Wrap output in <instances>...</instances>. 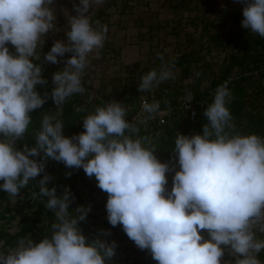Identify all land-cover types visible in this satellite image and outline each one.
I'll list each match as a JSON object with an SVG mask.
<instances>
[{
  "label": "clouds",
  "instance_id": "9594fccd",
  "mask_svg": "<svg viewBox=\"0 0 264 264\" xmlns=\"http://www.w3.org/2000/svg\"><path fill=\"white\" fill-rule=\"evenodd\" d=\"M102 0H79L74 16L67 17L66 40H56L45 61L56 63L57 56L72 53L64 66L52 74L51 99L60 109L66 98L83 93L81 76L86 56L102 47L107 26L95 27L87 13ZM53 0H0V190L16 197L21 188L43 172L45 158L63 162L66 167H82L106 191L107 221L118 222L127 237L140 249L147 248L157 264H221L225 246L234 261L224 264H261L257 254L264 249V137L232 132L226 103L231 96L227 81L217 86L212 101L204 108L201 134H177L173 151L179 170L172 176L166 193L168 166L146 147L147 137L137 136L139 126L159 114V102L144 101L141 114L132 122L126 109L111 101L97 106L82 119L83 132L62 135L63 123L43 115L33 146L14 147L31 118V110L47 99L35 90L45 84L41 67L34 64L43 36L53 30ZM241 26L264 37V0H243ZM10 42L15 55L6 47ZM159 71L143 74L137 84L148 91L172 76V63L161 54ZM144 142V143H142ZM40 156L37 161L30 157ZM44 174L36 182L33 199L46 198L53 211L51 234L39 242L20 238L14 248L0 251V264H106L115 242L86 243L77 227L79 216L69 215L70 193L60 195L47 186ZM166 193V194H165ZM208 232L202 239L199 230Z\"/></svg>",
  "mask_w": 264,
  "mask_h": 264
},
{
  "label": "rangeland",
  "instance_id": "374dc122",
  "mask_svg": "<svg viewBox=\"0 0 264 264\" xmlns=\"http://www.w3.org/2000/svg\"><path fill=\"white\" fill-rule=\"evenodd\" d=\"M78 3L79 0H53L49 5L55 15L53 30L44 34L36 57L39 54L44 56L54 41L66 40L67 17L76 14L73 4ZM240 4L241 0H102L92 5L87 13L90 23L95 27V22L99 21L107 26V31L102 47L87 54L81 76V84L86 92L81 102L87 106L88 114L94 111L95 106H103L113 100L121 104H128L132 97L153 100L150 96L157 98L158 92L164 88L170 90L174 103L177 100L196 99L228 64V54L239 50L238 23L233 20V13L240 8ZM158 53L165 62L171 61V78L148 91L138 90L137 84L143 74L152 69L159 71L161 59ZM71 54L66 52L63 57L57 56L60 64L55 66L62 68ZM260 68H253L246 75L253 80L257 78L264 88V63ZM254 90L251 84L246 86L247 93ZM247 110H250L249 106ZM256 110L264 115L263 94L256 101ZM60 113L61 106L59 110L56 106L54 114L47 115L56 117ZM166 164L168 170L165 177L168 178L177 163L169 159ZM81 193L83 205L98 216L96 221L99 227L103 219L101 210L91 205L85 190H81ZM21 202V196L9 197L1 203L0 209L7 205L12 213ZM30 210L25 205L13 220L6 222L1 219L0 226L4 232L14 233L20 218ZM7 216L8 213H5L4 217ZM221 247L225 248L220 258L221 264L234 261L228 249L223 245ZM0 251L7 252L1 242ZM261 264H264V260Z\"/></svg>",
  "mask_w": 264,
  "mask_h": 264
},
{
  "label": "trees",
  "instance_id": "16d2710c",
  "mask_svg": "<svg viewBox=\"0 0 264 264\" xmlns=\"http://www.w3.org/2000/svg\"><path fill=\"white\" fill-rule=\"evenodd\" d=\"M243 6V0H241L240 8L233 13V20L238 23L236 28L238 31V40H240L239 50L235 53L228 54V64L222 69L221 73L215 79L211 80L207 89L202 90L198 97L193 99V104L200 101L202 102V107L196 106L189 112H177V120L174 117L156 136L148 137L147 132L140 129L136 133L137 136L148 138L145 146L154 149L153 155L159 162L166 164L169 159H174L177 163L176 153L173 151V148L174 140L178 133L188 136L202 133L203 124L207 123L206 118L203 116V110L207 103L212 101L217 86L224 81L228 82L227 88L231 96L230 101L226 103L233 125L231 131L241 135L256 134L264 137V115L256 110V101L260 95L263 94L264 96V88L257 78L253 80V78L246 75L253 68L260 69L264 63V37L241 26ZM6 47L10 54H16L15 48L10 42H6ZM43 57V55L39 54L37 58L30 59H32L34 64H38L41 67V76L45 80V84L36 85L35 90L41 96L47 95V99H45V102L39 108L30 111L29 116L31 121L25 134L14 141V147L16 149L22 150L24 145L28 147L33 146L35 143L33 136L39 130L41 117L49 113L53 115L56 110V105L52 101L50 93L54 87L52 74L60 68L53 64L47 65ZM176 60L179 61L180 58ZM250 66L252 68H249ZM261 75L263 74L261 73ZM249 84L254 86L255 90L247 93L246 86ZM85 94V91L83 93H74L67 97L61 106V113L56 118L63 123L62 135L71 137L84 131L82 119L89 112L87 106L81 102ZM247 106L250 107V110H247ZM0 138L3 137L0 136ZM30 158L37 161L40 160L39 155ZM177 170H179L178 163L176 168H174L173 174L166 178L164 185L167 189L166 193L171 190L172 176ZM44 174L50 177L46 182L47 186L50 188L54 187L57 195L62 194L65 188L69 191L68 209L70 216L75 214L79 216L78 209L86 210L84 218L77 220V227L85 237L86 243L96 240L115 242L113 255L110 260L106 261V264H157V261L152 258L147 248L140 249L127 237L119 222L115 226L108 223L105 207L108 194L97 186L95 177L85 175L82 167H66L63 162L51 158H45L43 172L39 173L24 188L19 190L16 197L21 196L22 202L16 207V210L10 213L7 205L0 209V220L4 219L6 222L20 215L25 205L31 209L30 212L20 218L14 233H6L0 226V242L4 249L6 248L8 251L14 248L20 238H31L35 243L39 242L46 235L50 236V226L55 221L54 213L46 208L44 203L46 198H32V193L38 192L36 182ZM81 190L87 192L91 205L101 210L100 213L103 219L99 227L96 221L98 216L83 205ZM9 197L6 191L0 190V205L2 202H6ZM5 213H8L7 217H4ZM199 234L202 236V239L209 238L207 230L201 229L199 230ZM257 256L262 262L264 260V249Z\"/></svg>",
  "mask_w": 264,
  "mask_h": 264
},
{
  "label": "built area",
  "instance_id": "2783aa9c",
  "mask_svg": "<svg viewBox=\"0 0 264 264\" xmlns=\"http://www.w3.org/2000/svg\"><path fill=\"white\" fill-rule=\"evenodd\" d=\"M52 64L59 65L60 60L57 58V62ZM150 97L159 102V114H154L152 119L139 126L140 130L147 132L148 137L158 135L161 130L164 129V126L176 116L177 112H189L196 106L202 107V102L200 101L193 104L191 100H177V102L174 103V98L171 97L170 90L166 88L162 89L161 92H158L157 98L155 95ZM153 100L146 97H138L137 99L132 97L128 104H122L127 112L125 119L132 122L134 116L141 114L142 102H152Z\"/></svg>",
  "mask_w": 264,
  "mask_h": 264
}]
</instances>
